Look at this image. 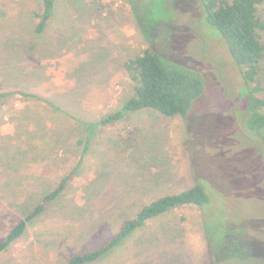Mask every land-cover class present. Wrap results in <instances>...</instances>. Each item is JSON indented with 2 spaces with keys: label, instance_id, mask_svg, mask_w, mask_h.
Returning <instances> with one entry per match:
<instances>
[{
  "label": "rangeland",
  "instance_id": "rangeland-1",
  "mask_svg": "<svg viewBox=\"0 0 264 264\" xmlns=\"http://www.w3.org/2000/svg\"><path fill=\"white\" fill-rule=\"evenodd\" d=\"M44 12L43 0H0V242L72 177L0 264H72L197 183L209 204L162 214L85 264H264L248 90L198 0H58L39 34ZM147 48L202 73L205 92L186 119L143 110L101 125L131 98L125 65Z\"/></svg>",
  "mask_w": 264,
  "mask_h": 264
},
{
  "label": "trees",
  "instance_id": "trees-1",
  "mask_svg": "<svg viewBox=\"0 0 264 264\" xmlns=\"http://www.w3.org/2000/svg\"><path fill=\"white\" fill-rule=\"evenodd\" d=\"M57 1L43 0L45 12L43 15H37L41 22L36 33H43ZM198 2L204 19L221 35L241 71L248 90L245 127L259 137L260 143L254 145L264 161V87L260 80L261 65L264 62L262 37L264 20L261 16L264 0H198ZM125 70L134 83L132 96L121 110L101 120V125L107 126L143 110H152L167 118L186 119L193 103L203 95L207 87L202 73L185 65L167 61L152 48H147L126 63ZM8 95L9 93L0 94V105ZM23 95L31 96L25 93ZM70 177L63 179L60 186L44 199L43 205L19 220L5 240L0 242V254L15 244L26 232L29 223L44 211L46 204L66 189ZM210 201V196L201 183L183 193L159 198L131 219L122 233L108 246L77 256L72 260V264L94 262L130 234L143 228L148 221L162 214L184 206L207 205Z\"/></svg>",
  "mask_w": 264,
  "mask_h": 264
}]
</instances>
